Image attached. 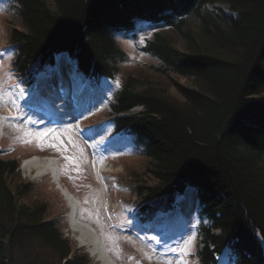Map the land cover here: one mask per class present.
I'll return each instance as SVG.
<instances>
[{
	"label": "trees",
	"instance_id": "1",
	"mask_svg": "<svg viewBox=\"0 0 264 264\" xmlns=\"http://www.w3.org/2000/svg\"><path fill=\"white\" fill-rule=\"evenodd\" d=\"M215 2L231 13L205 7ZM9 5L12 65L25 83L60 52L89 78L112 84L122 75L107 115L115 132L135 137L144 157L119 180L135 195L138 218L171 210L190 185L204 218L198 263L218 264L228 245L233 264H264V0ZM136 21L155 29L141 50L158 63L126 71L130 55L114 33L133 32ZM2 153L0 264H90L50 217L48 201L32 198L36 185L21 175L19 159Z\"/></svg>",
	"mask_w": 264,
	"mask_h": 264
},
{
	"label": "rangeland",
	"instance_id": "2",
	"mask_svg": "<svg viewBox=\"0 0 264 264\" xmlns=\"http://www.w3.org/2000/svg\"><path fill=\"white\" fill-rule=\"evenodd\" d=\"M205 7L211 10L221 8L231 13L225 4L220 2L208 3ZM12 12V6L5 0H0V89L11 93V97H5L4 102H0V118H7L0 119L4 130L1 141L3 148L1 149L4 157L19 159L21 175L36 185L35 195L32 198L42 196L48 201L50 217L60 219L63 235L82 250L88 252V243L85 242V245H82L80 236L90 239L89 242H94V236L97 235L101 240L100 246L109 248L118 262H115L116 264H137V262L138 264H165V258L173 261V264H177L178 260L184 261L185 264H199L196 257L198 235L195 231L197 223L200 222L196 216L200 208L198 201L184 210L180 205L184 198L182 195L178 198L175 208L167 213L158 211L152 221L144 222L138 220L140 213L132 204L135 195L127 186L119 182L120 176L132 168H138L143 164L144 159L141 148L136 145L133 136L115 132L108 120L107 110H109L110 97L112 98L114 89L117 87L116 82L121 80L122 75L114 83L108 85L104 79L91 80L105 94L104 100L98 103V101H93L95 98L92 95L95 92L94 84L91 86L89 83L83 84V79L75 75L76 67L73 61L70 60L69 63L71 70H65L57 56L54 64L45 65L39 79H36V85L29 87L23 79H20L12 65L16 53L15 48L8 41L9 20H13ZM145 23L147 21H136L132 29L135 33L128 34L124 31L114 33L120 45L130 55L129 60L123 65L126 71L147 69L150 65L158 63L155 58L141 50L155 30ZM164 29H169V27ZM180 46H182L181 43ZM178 79L181 82L193 84L190 79ZM52 80L56 85L49 84ZM19 89H23V93ZM72 94L80 98L78 107L85 114L83 124L73 121V126L49 124L42 128L32 127L33 121L38 120L41 115L29 113L22 105V101L36 102L45 109L61 113L65 109L66 111L76 110L74 108L76 105L72 103ZM11 100H15L18 107L13 106ZM6 104L9 105L8 108ZM58 116L61 117L60 114ZM7 121L13 128L30 127L28 131L30 134L24 136L20 135L21 133L17 130L10 131L5 125L8 124ZM97 129L100 130V134L98 138H94L99 140L95 143L96 141L90 139L91 136L88 137V135ZM41 132L47 135L38 141L37 135ZM57 136L59 140L56 139ZM60 140L63 141L62 145L59 143ZM26 141H31V143ZM53 143L57 144L59 150L49 146ZM34 153L51 154L57 158L61 167L60 183L50 170L36 176L37 170L27 172L21 166L22 160ZM65 157L74 158V162ZM103 164L106 170L102 172ZM63 187L69 188L68 190L72 191L77 198L79 208L76 214L78 217L71 229L74 232H80L79 237L70 231L68 222L70 208L63 194ZM93 228L96 229L93 230ZM121 228H125V231H121ZM157 230L163 232L161 238L157 237ZM193 234L195 240L188 247L191 255L179 256L178 251L177 253L170 252V248L179 250L183 247L184 241H187ZM181 237L184 238L183 241ZM157 239L160 243H156ZM96 248L97 246H94V249ZM89 257L92 259L90 264H101L94 258L95 256L90 255ZM231 262L230 255L224 253L218 264H231Z\"/></svg>",
	"mask_w": 264,
	"mask_h": 264
},
{
	"label": "bare ground",
	"instance_id": "3",
	"mask_svg": "<svg viewBox=\"0 0 264 264\" xmlns=\"http://www.w3.org/2000/svg\"><path fill=\"white\" fill-rule=\"evenodd\" d=\"M9 1L10 0H5V2H8L9 3ZM134 32V31H133ZM130 33V32H129ZM128 33V34H129ZM135 33V32H134ZM134 33L132 34V35H134ZM127 34V35H128ZM131 35V36H132ZM118 40V39H117ZM57 56H59V62L61 61V63L60 64H62L63 65V67L65 68V70H71V68H69V63L71 62L70 61V58L68 57V55L67 54H65V53H58L55 57H57ZM62 57V58H61ZM67 63H66V62ZM74 63V62H73ZM76 67V66H75ZM75 69H77V68H75ZM64 70V71H65ZM77 75L80 77V75H81V71L79 70V71H77ZM88 77V76H87ZM94 78H89L88 77V83L90 84V86H91V84H94L91 80H93ZM49 84H52V85H56V83H54V81L52 80ZM93 87H94V91L95 92H93L92 93V95H94V96H96L97 94H104L103 92H102V90L97 86V85H93ZM94 93H96V94H94ZM75 99H78V98H76V96H74V100ZM95 99V98H94ZM93 99V100H94ZM77 101V100H76ZM72 103L73 104H75V101L73 102V100H72ZM27 104L28 105H30V106H33V107H35L34 109L37 111L38 110V105H35L33 102H27ZM69 108H71V107H69ZM77 113V111L76 110H68V111H66V109L65 110H62L61 111V113H60V118H58V117H56L55 115H53V114H50V113H48V112H46V117H44L42 120H41V122H39L38 123V125L36 126V127H34L35 129L36 128H42V127H46L48 124H50L51 122H49V119L51 118L50 116H54L53 118L54 119H57L55 122H57L59 125H66V126H68V125H72L73 126V124H72V122L73 121H75L76 122V119H77V117H74L75 115L74 114H76ZM4 114V113H3ZM68 117H70V118H68ZM48 118V120H46ZM46 120V121H45ZM49 122V123H48ZM52 122H54V121H52ZM3 126H2V124H1V122H0V150H2L1 148H3L2 147V144H1V141H2V138H3V136H4V132H3V128H2ZM95 140V139H94ZM103 162V161H102ZM101 162V163H102ZM104 163V162H103ZM21 166L22 167H24L25 169H26V171L28 172V171H32V170H37V175L36 176H38V175H40V174H44L43 172H47V171H52L54 174H55V176H56V178L58 179V181H59V183L61 182V167H60V165H59V163H58V161H57V158L54 156V155H51V154H46V155H42V154H38V153H34V154H31L30 156H28V157H26V158H24L23 160H22V163H21ZM102 170H106V169H104V164H103V166H102V168H101ZM55 176H53V177H55ZM58 184V183H57ZM64 189H63V194H65V196H66V199H67V203H68V206H69V208H70V210H69V212H68V216H69V219H68V222H69V227H70V231H72V229H71V227H72V225H73V222L77 219V214H76V211L78 210V208H79V205H78V203H77V198L75 197V195L72 193V191H70V190H68L69 188H67V187H63ZM62 191V190H61ZM183 195H184V198H183V200L181 201V203H180V205L183 207V209L184 210H186L187 209V206H189L190 205V207H192L193 205H195V203L197 202V198H196V195H195V190H194V188L193 187H191V186H187L186 188H185V191H184V193H183ZM177 202H178V199H177ZM177 202H176V205H177ZM67 205V204H66ZM176 205H175V207H176ZM184 206H186V207H184ZM174 207V208H175ZM183 211V210H182ZM81 214H82V212L80 211V216H81ZM92 225V224H91ZM96 229V228H95ZM94 228H93V230H95ZM76 230V229H75ZM78 230V229H77ZM79 231V230H78ZM122 231V230H121ZM128 231H130V230H128ZM158 231V230H157ZM74 231H72V233H73ZM78 237L80 236V232L79 233H77V232H74ZM163 236V235H162ZM80 242H81V244L82 245H85V242H87L86 244H87V250H88V252L90 253V255H92V256H95L94 258L98 261L99 260V262L101 263V264H116V263H118L117 262V260L112 256V254H111V252H109L110 250H109V248L107 249L106 247L105 248H103V247H101L100 245H101V240H100V238L97 236V235H95L94 236V242H89L90 241V239H87L86 237H84V236H80ZM77 239V238H76ZM78 240V239H77ZM79 242V241H78ZM79 242V243H80ZM92 244V245H91ZM89 246H91V247H89ZM94 246H97V248L96 249H94ZM94 249V250H93ZM87 252V251H86ZM87 252V253H88ZM89 253H88V255H89ZM89 255V256H90ZM230 257H231V261H232V255H230ZM116 262V263H115Z\"/></svg>",
	"mask_w": 264,
	"mask_h": 264
},
{
	"label": "snow or ice",
	"instance_id": "4",
	"mask_svg": "<svg viewBox=\"0 0 264 264\" xmlns=\"http://www.w3.org/2000/svg\"><path fill=\"white\" fill-rule=\"evenodd\" d=\"M116 83H117V85H118V84H119V81H117ZM19 91H20L21 93H23V89H19ZM5 97H11V93L8 92V91H6V90H4V89H0V102H4ZM10 102L13 104V106H17V105L15 104V100H11ZM17 107H18V106H17ZM0 119H7V118H6V117H3V118H0ZM28 134H30V133L25 132V135H28ZM46 135H47V133H45V132H41V133H39V134L37 135V140H38V141H39V140H42ZM56 139L59 140V137L57 136ZM26 142L31 143V141H26ZM59 143L62 145V144H63V141L60 140ZM49 146H50V147H53V148H57V150H59L57 144H55V143L50 144ZM81 151H82V150H81ZM65 159H67V160H71V161L74 162V158H72V157H65ZM183 240H184V238L181 237V241H183ZM194 240H195V235L193 234V235L190 236L189 239H187V241H184V246H183V247L179 248V250H177V248H170V252H172V253H177V251H178L179 256H187V255H191V253L188 251V247H189L190 245L193 244ZM157 243H160V241L158 240ZM178 243H179V242H178ZM149 258L151 259V257H149ZM130 259H134V258L130 257ZM137 264H138V262H137ZM165 264H173V261L168 260V259L165 258ZM177 264H185V262H184V261H180V260H178V261H177Z\"/></svg>",
	"mask_w": 264,
	"mask_h": 264
}]
</instances>
